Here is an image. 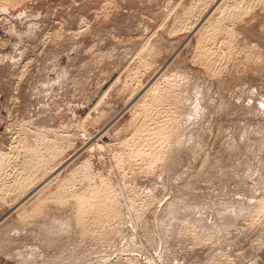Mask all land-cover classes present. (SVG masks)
I'll return each mask as SVG.
<instances>
[{"label":"rangeland","instance_id":"374dc122","mask_svg":"<svg viewBox=\"0 0 264 264\" xmlns=\"http://www.w3.org/2000/svg\"><path fill=\"white\" fill-rule=\"evenodd\" d=\"M5 6L0 264H264V0ZM93 189L121 209L97 236L68 225Z\"/></svg>","mask_w":264,"mask_h":264},{"label":"bare ground","instance_id":"6f19581e","mask_svg":"<svg viewBox=\"0 0 264 264\" xmlns=\"http://www.w3.org/2000/svg\"><path fill=\"white\" fill-rule=\"evenodd\" d=\"M21 1L22 0H0V2H2V3H4L5 5H7V6H10V7H17L18 6V4L19 3H21ZM7 6H5V7H7ZM245 15V14H244ZM243 15V16H244ZM233 17H235L234 15H233ZM247 17H248V15H247ZM179 18H180V16H179ZM182 18V17H181ZM235 18H239V16L236 14V17ZM240 18H242V17H240ZM239 18V19H240ZM253 18V17H252ZM233 19V18H232ZM247 19V18H246ZM7 20H9V19H7ZM178 20V19H177ZM182 20V19H181ZM82 21H84V20H82ZM236 21V20H235ZM238 21V20H237ZM85 22V21H84ZM182 22V21H181ZM232 22H234V19H233V21ZM249 22V21H248ZM81 23V22H80ZM236 23V22H235ZM242 23H244V22H242ZM247 23V22H246ZM9 24H10V21H9ZM232 24V23H231ZM13 25V24H12ZM232 25H234V24H232ZM240 25V24H239ZM239 25H237V26H239ZM246 25V24H245ZM82 26V25H81ZM86 26V25H85ZM236 26V27H237ZM250 26V25H249ZM88 27V26H87ZM200 34V33H199ZM80 36V35H79ZM152 36V35H151ZM77 37V36H76ZM47 39V38H46ZM154 39V38H153ZM48 40V39H47ZM149 40V39H148ZM151 40V39H150ZM218 41V40H217ZM224 42V41H223ZM150 42H145V44L144 45H142V48H141V50L142 49H144V50H146L147 49V47L150 45L149 44ZM5 44H7V43H5ZM143 44V43H142ZM228 45V44H227ZM140 50V51H141ZM230 51V50H229ZM231 52V51H230ZM143 53V52H142ZM139 54H141L140 52H139ZM137 56V55H136ZM140 56V55H139ZM142 58V59H141ZM141 60H144L143 59V56H141ZM143 63V62H142ZM140 65V64H139ZM136 67V66H135ZM138 69H139V67H137ZM137 68H135V69H137ZM24 69V68H23ZM134 71V70H133ZM141 72V71H140ZM135 73H138V72H135ZM134 74V73H133ZM139 75H140V73H138ZM134 76V75H133ZM132 76V77H133ZM118 77V76H117ZM23 78V77H22ZM134 79V78H133ZM137 79V78H136ZM159 80V79H158ZM126 81V80H125ZM126 83V82H125ZM124 83V84H125ZM110 88V87H109ZM126 88H127V86H126ZM155 88V87H154ZM110 90V89H109ZM122 90V89H121ZM154 90V89H153ZM107 91V90H106ZM110 92V91H109ZM146 92V91H145ZM150 92V91H149ZM148 93V92H147ZM175 93H176V90H175ZM178 93V92H177ZM106 94V93H105ZM170 94V93H169ZM143 95V94H142ZM152 95V94H151ZM141 96V95H140ZM154 96V95H153ZM156 96V95H155ZM177 96V95H176ZM132 97V96H131ZM153 98V100H151V102L149 103V104H147V106H146V108H145V110H144V112L146 111V113H145V115L143 116V117H145L144 119H143V121H144V123L140 126V130L136 133L137 134V136H139V139H140V143L139 144H142V146H141V149H140V152H143L142 150H145V146H151V141H149V139L147 138V136H149L150 134H147V135H145L143 132H146L147 130H149V131H151V129H149L150 128V124H148V121H153V119H150L151 117H152V115H151V113H150V109H153V107L152 108H150L151 106V104L153 105V106H156L158 103H159V101H161L159 98V96H156V97H152ZM133 99V98H132ZM177 99V98H176ZM181 99V98H180ZM182 101H183V99H181ZM135 101V100H134ZM145 102V101H144ZM100 103V102H99ZM146 103H147V101H146ZM174 103H175V100H174ZM133 104V103H132ZM145 104V103H144ZM143 104V105H144ZM175 104H178V103H175ZM180 104V103H179ZM183 104V103H182ZM97 106V105H96ZM137 106V105H136ZM148 106H150V107H148ZM180 106V105H179ZM95 107V106H94ZM175 107V106H174ZM174 107H173V109H174ZM143 108V107H142ZM172 108V107H171ZM177 108H179V107H177ZM92 109V108H91ZM94 109V108H93ZM142 111V110H141ZM177 111V110H176ZM151 112H153V110L151 111ZM138 118V117H137ZM140 119V118H139ZM134 121V120H133ZM132 122V121H131ZM139 122V121H138ZM138 125V124H137ZM84 130V129H83ZM106 132H107V130H106ZM160 132V131H159ZM88 133V132H87ZM163 133V132H162ZM168 133H170V132H168ZM174 133V132H173ZM163 134H165V133H163ZM162 134V135H163ZM36 135H38V134H36ZM171 135H173L172 133H171ZM39 136L42 138V135L41 134H39ZM38 136V137H39ZM39 137V138H40ZM40 138V139H41ZM113 138V137H112ZM151 140V139H150ZM165 140H166V137H165ZM165 140L163 139V141L162 142H165ZM16 142H17V140H16ZM67 143V142H66ZM180 143V142H179ZM85 144V143H84ZM70 145V144H69ZM18 146H19V144H18ZM109 146V145H108ZM96 147H98V146H96ZM176 147V146H175ZM12 148V147H11ZM100 148V147H99ZM103 148V147H102ZM165 148V147H164ZM164 148H162V150L160 151V154H162V153H165L166 152V150L164 149ZM112 150V149H111ZM134 151L136 150V149H133ZM59 151H61V148H60V150ZM168 151V150H167ZM13 152V151H12ZM16 152V149H15V151H14V153ZM14 153H13V155H14ZM33 153V152H32ZM146 153V152H145ZM18 154V153H17ZM54 154H55V156H57L58 155V151L57 150H55L54 151ZM148 154V153H147ZM150 154V153H149ZM30 155H32V154H30ZM30 155H26V156H30ZM13 157V156H12ZM15 157H17V156H15ZM24 157V156H23ZM31 157V156H30ZM7 159V158H6ZM9 160V159H8ZM23 160V159H22ZM15 161V160H14ZM13 161V162H14ZM21 161V160H20ZM25 161V160H24ZM24 161L23 162H21V165H23L24 164V166L25 167H27L28 165H26L25 163H24ZM29 161V160H28ZM6 162V161H5ZM11 162V161H10ZM32 162V161H31ZM4 163V162H3ZM7 163V162H6ZM5 163V164H6ZM29 163V162H28ZM11 164V163H10ZM31 164V163H30ZM29 164V165H30ZM46 163H38L37 165H36V167L35 168H33V169H31L32 167L30 166H28L29 167V169L28 168H26L25 170H26V173H28L27 172V170H29L30 172H34L35 170H37L36 168H39V166L41 165V167H40V169H42V166L43 165H45ZM13 165H15V164H13ZM12 165V166H13ZM67 165V164H66ZM17 166V165H16ZM22 167V166H21ZM44 167V166H43ZM59 167V166H58ZM13 168H15V167H13ZM57 168V167H56ZM16 169V168H15ZM18 169V168H17ZM22 169H24L23 167H22ZM35 169V170H34ZM60 169V168H59ZM24 170V171H25ZM53 170H55V169H53ZM37 171H39V170H37ZM16 172V171H15ZM32 172V173H33ZM54 172V171H53ZM20 173H22V172H20ZM19 173V174H20ZM26 173H24V176H25V174ZM48 173V172H47ZM51 173V172H50ZM19 174H18V176H19ZM31 174V173H30ZM30 174H28V176H30ZM59 174V173H58ZM32 176H33V174H31ZM80 175V174H79ZM32 176H30L31 178H32ZM16 177V176H15ZM26 177H27V175H26ZM45 177V176H44ZM47 177V176H46ZM81 177V176H80ZM20 178H21V175H20ZM22 178L23 179H25V177H23L22 176ZM31 178H30V180H31ZM56 178V177H55ZM17 179V178H16ZM29 179V178H28ZM44 179H46V178H44ZM50 179V178H49ZM72 179H73V177H72ZM22 180V179H21ZM21 180H19L20 182H21ZM48 180V179H47ZM70 180V179H69ZM67 181V183H66V185H64V186H66L65 187V189L67 188V187H69L68 185L70 184V186H71V181ZM26 181H27V179H26ZM26 181H25V183H26ZM39 181V180H38ZM43 181V180H42ZM52 181H54V179L52 180ZM75 181V180H74ZM22 182H23V180H22ZM21 182V183H22ZM66 182V181H65ZM24 183V182H23ZM54 183V182H53ZM36 184V183H35ZM39 184V183H38ZM38 184H36V185H38ZM41 184V183H40ZM46 184V183H45ZM15 185H19V183H16ZM14 185V186H15ZM47 185V184H46ZM21 186V185H20ZM34 186V185H33ZM49 186V185H48ZM63 186V187H64ZM13 186H11V188H12ZM19 187V186H18ZM22 187V186H21ZM43 187H45V186H43ZM73 187V186H72ZM10 188V187H9ZM15 188H16V186H15ZM31 188H33L32 187V185H31ZM45 188H47V187H45ZM71 188V187H70ZM13 190H15L14 188H12ZM19 190L21 189L20 187L18 188ZM43 189V188H42ZM109 189H111V188H109ZM113 189V188H112ZM12 190V191H13ZM17 190V189H16ZM28 190V189H27ZM30 190H32V189H30ZM29 190V191H30ZM36 190V189H35ZM40 189H38V192H40L39 191ZM45 190V189H44ZM94 190V189H93ZM93 190L91 191V192H93ZM99 191H100V189H98ZM98 190H94V191H96V193H93V196L92 197H95V198H98ZM2 191V190H1ZM10 191H11V189H10ZM67 192H68V190H66ZM64 192V190H63V193L62 194H60V196L61 197H70L71 196V193H70V195H68L69 194V192L67 193V192ZM112 191V190H111ZM114 191V190H113ZM26 193L28 192V191H25ZM42 192V191H41ZM41 192H40V194H41ZM103 192V191H102ZM108 192V191H107ZM107 192H103L104 194H106V196H108L107 195ZM23 193V195H24V192H22ZM109 193H110V191H109ZM91 195H92V193H90ZM89 194V195H90ZM95 194V195H94ZM100 194V193H99ZM115 194V193H114ZM35 195H37V194H35ZM39 195V194H38ZM89 195H88V197L87 196H85V194H84V192L82 193V194H75V195H72L71 197V199H73L72 201H73V204H75L74 205V207H72V209H75V211L73 212V218L70 220V222L68 223V225L71 223V221L73 220L75 223H76V225L75 226H79L80 227V229L82 230V229H84L85 230V232L86 231H90V232H94V230L96 229H100V228H102L101 229V231L103 230V227H104V225H103V221L105 220V218H106V220L107 221H109V220H111V219H113L114 218V216L113 215H116V216H118L119 214H121L120 212V210L121 209H117V206H120L119 205V200H118V198H116V197H113V196H115V195H113L112 197H103V196H101L102 198H104L103 200H101V199H99L98 198V201H103V204L102 203H99V204H95V203H93L94 201H93V198L91 197V195H90V198H89ZM96 195H97V197H96ZM103 195V194H102ZM25 196V195H24ZM24 196H21V197H24ZM118 196V195H117ZM26 197V196H25ZM28 197V196H27ZM30 197V196H29ZM59 197V196H58ZM34 198V197H33ZM94 198V199H95ZM30 199V198H29ZM36 199V198H35ZM19 200V199H18ZM34 200V199H33ZM24 201H26V200H24ZM98 201H97V199H96V203H98ZM100 201V202H101ZM23 202V201H22ZM27 202V201H26ZM30 202V201H29ZM45 202V201H44ZM65 202V201H64ZM28 203V202H27ZM26 203V204H27ZM42 204V203H41ZM12 205V204H11ZM131 205V204H130ZM13 206V205H12ZM123 206V205H122ZM261 206V207H260ZM260 206H258L259 207V213H258V215L257 216H261V215H263L264 214V198L261 200V202H260ZM18 207V206H17ZM40 207H42L41 205H40ZM39 207V209L38 210H36V211H40V209H42V208H40ZM127 207V206H126ZM129 207V206H128ZM118 208H120V207H118ZM37 209V208H36ZM43 209H44V207H43ZM71 209V208H70ZM17 211V210H16ZM15 211V212H16ZM72 211V210H71ZM70 211V212H71ZM177 211V210H176ZM28 212V211H27ZM106 213V214H105ZM239 213V212H238ZM260 213H261V215H260ZM263 213V214H262ZM105 214V215H104ZM175 214H176V212H175ZM227 214V213H226ZM230 216H231V214H229ZM234 215H237L236 213L234 214ZM65 216V215H64ZM239 216V215H238ZM238 216H236V217H238ZM122 217V216H121ZM225 217V216H224ZM234 217V216H233ZM24 218V217H23ZM25 219H26V216H25ZM115 219V218H114ZM116 219H118V218H116ZM260 220V219H259ZM258 220V221H259ZM106 222V221H105ZM105 222H104V224H105ZM255 222H257V221H254V223ZM75 223H73V224H75ZM109 223V222H108ZM91 224V225H90ZM94 225V226H93ZM103 226V227H102ZM107 227L109 226V225H106ZM105 226V227H106ZM51 227V226H50ZM68 227H70V226H68ZM109 227H111V226H109ZM92 229H93V231H92ZM105 229V228H104ZM83 230V231H84ZM106 230V229H105ZM83 231H81V232H83ZM104 231V230H103ZM99 232V231H98ZM169 232V231H168ZM95 234H96V232H94ZM101 233V232H100ZM104 233V232H103ZM102 233V234H103ZM83 234V233H82ZM85 234H90V233H85ZM92 234V236H94V234L93 233H91ZM99 234V233H98ZM105 234V233H104ZM100 235V234H99ZM88 236V235H87ZM91 236V237H92ZM96 236H97V234H96ZM102 236V235H101ZM105 236V235H104ZM98 237H100V236H98ZM103 237V236H102ZM106 238V237H105ZM104 238V239H105ZM99 239V238H98ZM103 239V238H102ZM97 240V239H96ZM104 241V240H103ZM98 242V241H97ZM232 244V243H231ZM264 244V243H263ZM196 246V245H195ZM261 246V245H260ZM255 247V246H254ZM233 248H234V246H233ZM241 248V247H240ZM260 251H261V249H260ZM112 253V252H111ZM116 253V252H115ZM118 253V252H117ZM126 253V252H125ZM136 253V252H135ZM141 253V252H140ZM154 253V252H153ZM257 253H258V251H257ZM260 253V252H259ZM135 256V255H134ZM124 257V256H123ZM151 258V257H150ZM123 259V258H122ZM108 260V259H107ZM131 260H132V258H131ZM100 261V260H99ZM120 261V260H119ZM118 261V262H119ZM105 262V261H104ZM125 262V261H124ZM126 262H127V260H126ZM120 263V262H119ZM118 263V264H119ZM98 264V263H97ZM107 264H109V263H107ZM124 264V263H123ZM137 264V263H136Z\"/></svg>","mask_w":264,"mask_h":264}]
</instances>
